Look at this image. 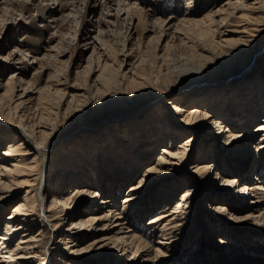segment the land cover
I'll use <instances>...</instances> for the list:
<instances>
[{
  "label": "rangeland",
  "instance_id": "obj_1",
  "mask_svg": "<svg viewBox=\"0 0 264 264\" xmlns=\"http://www.w3.org/2000/svg\"><path fill=\"white\" fill-rule=\"evenodd\" d=\"M70 1H73V4L62 5L67 0H0V14L4 13V16H0V99L2 100L0 105L3 104L6 111L10 110L9 114L11 120L15 121L14 125L28 123L30 125L28 131H32L36 124L34 122H37L40 114L43 113L48 115L45 121L56 127L47 141L48 146H53L51 151L37 154L36 170L40 173L37 174L35 183L16 186L18 189L12 193L11 187L14 184H9L5 178L0 180L5 181L2 186L7 190L9 188L8 193H12L4 204H0V237L5 229L7 215L13 211L16 204L27 198L25 208H34V213L28 218V221L33 222L32 230L29 231L31 233L22 234L27 232L22 230L29 226V222L26 224V220L22 224L17 222L24 227L20 229L22 231L20 234L13 235L9 245L13 247L21 236L28 238L36 232L37 238L41 237L39 241L45 248L44 264H187L188 260H193L194 264H264V216L262 219L255 217L264 212V187L259 189L263 194L260 197L263 201L256 203L253 199L258 197H253L251 193L245 194L240 190L241 185L227 187L222 182V176L232 174L237 178L240 177V184L258 183L264 186V167L261 166L263 177L260 179L258 171L260 158L257 147L260 134L254 136L255 126L259 118L264 115L262 113L264 99L261 100L259 96L262 92L254 94L252 101L249 98L250 93H246L240 103L230 106L227 104L230 97L226 96L229 91L228 85H223L247 74L245 78L248 77L249 81L255 77H264V44L261 45L263 41L259 44L258 53L244 72L217 78L206 76L208 73L206 67L205 72L199 68L195 74L198 76L203 73L199 80L188 81L185 82L188 84L181 85L179 83L183 80L176 81L174 85L169 86L172 88L170 94L177 96L186 94L184 98L186 102H184L187 107L205 104L202 107L205 109L213 105V102L210 103L211 99L204 102L197 100L198 91L209 92L213 85L221 84L224 87L219 95H215V97L220 96V99L217 100L214 109L222 115L224 121H227L228 117L235 118L237 113L259 110L261 106L257 119L249 123L244 121L246 125L239 127L243 130L242 128L248 126V132L252 133L249 141L244 140L243 136L239 148L235 150L222 147L224 140L220 139L219 145L222 148H218L213 142L215 140L209 139L212 138L211 134L215 132V127L196 128L181 124L178 119L181 115L173 117L169 105L165 103L168 97H158L154 101H151L154 95L143 99L133 98L127 103L129 106L122 108H120L121 104L125 105V102L120 100L119 96L117 100L111 101L106 97L107 99L101 104L100 102L95 103L96 105L92 104L95 110L92 114L90 110L80 109L88 95L91 97L96 92L103 77L115 72L114 68H117L120 61L124 59L122 68L128 74L131 73L129 68L135 58H130V53L132 51L135 54L139 47L142 48L143 57H150L147 61L153 73L158 69L157 62L152 61L155 51L163 52L158 50V47H163L166 43L171 44L168 50L164 49L170 65L179 68L199 65L202 57L197 56L200 51L198 49L200 46L197 45L201 44L202 37L208 36L207 38L212 40L213 34L207 32L206 28L204 33L203 27L207 26L203 23L187 22L183 24V28L185 27L183 30L178 19L186 15V9L189 7L194 9L195 13L198 11L197 17H199L208 11L210 1ZM225 1L217 0L213 5L217 8ZM39 7L45 11L44 15L39 11ZM163 18H173L172 23L161 24ZM156 44L157 48L154 47ZM106 60L109 66L105 71ZM12 78L16 80V88L15 91L11 89L10 92L9 80ZM80 85H83L82 89L77 88ZM57 88L62 90L58 93ZM77 92H85L83 98H73L72 94ZM21 99L26 100L25 105L16 109L14 106ZM15 100L17 101L14 102ZM69 100H72L71 104L76 109L69 112L70 120L64 121ZM167 111H169V119L164 115ZM20 114L23 116H19ZM4 119H0V150L7 147V143L12 140H18L25 142L24 146L35 152V140L23 135L20 127L8 124L3 121ZM168 126L174 129L175 133L179 132L175 135V142L173 141L175 144H182L188 140L186 139L188 136L195 137V140L193 144H189L190 148L183 161L177 165L170 163L165 174L149 179V186L139 198L137 208L134 207L135 205L128 206L130 203H125V196L129 185L139 179V175L148 165L157 164L163 147L169 144L165 142L167 139L165 129ZM72 127L78 128L70 130ZM30 155L27 161L32 163L36 153ZM135 158H138V162L141 159L140 164L136 163V166L140 165L136 172H134L136 166L131 167ZM208 161L215 166L208 173L196 174L194 165ZM55 166H61L65 171L54 174ZM217 172L223 175L216 177ZM246 174L247 176L244 177ZM86 181L91 182L87 186L89 191L81 193ZM121 184L122 187L119 186ZM186 188H191L193 192L186 199L189 206L179 212L180 225L174 227L177 231L166 236L170 237L171 241L166 243L167 249H164V251L168 250L166 251L168 254L161 258L150 259L148 256L141 258L139 253L131 248L124 250L118 247V241L105 238L115 236L118 227L112 228V225L108 224V227H103L102 222L96 224L88 221L82 233H71L79 228L74 221L79 219L87 221L89 214L95 212L103 214L105 211L107 213L109 207H114L124 216L125 229L130 224L129 227L134 228L139 237L152 246L150 256H154L155 247L159 245L157 244L159 234L151 236L150 232L153 228L150 230L148 223L152 216L159 214L161 210L172 211L177 205V199H180ZM58 191L72 196V205L67 209L59 203L56 209V216L59 217L47 220L45 217L49 214L47 208L55 192ZM93 191L99 192L94 201ZM44 194H46L45 198L42 197ZM103 197L110 201L103 203L101 201ZM218 204H225L228 208L220 209ZM95 206L99 208L95 209ZM238 207H243V211L240 212ZM245 211L253 212L254 217H244ZM164 222L160 223V226ZM95 224L97 226L92 228ZM73 235L76 238L74 241L76 245L65 248L70 243L69 239L72 242ZM5 246L7 245L2 244L3 251L8 250L9 246ZM71 248H78L81 251L71 252ZM3 253L6 254L1 255V253L0 259H10L4 261L5 264H17L16 256L11 258L6 256L7 252ZM146 258L149 260L145 261Z\"/></svg>",
  "mask_w": 264,
  "mask_h": 264
},
{
  "label": "bare ground",
  "instance_id": "obj_2",
  "mask_svg": "<svg viewBox=\"0 0 264 264\" xmlns=\"http://www.w3.org/2000/svg\"><path fill=\"white\" fill-rule=\"evenodd\" d=\"M208 1L211 2V5H210V8L208 9V11H206L204 14L197 17L198 11L195 13V10L191 9V7H189L188 9H186L187 10L186 15H184L180 20L178 19L179 23L182 24L183 30L185 28V27L183 28V24H186L187 22L203 23V24H206V26H207V27L202 26L203 31L205 30L204 28H206L208 30V31L206 30L207 32H211L213 34V38H211L212 40L207 38L208 36H205L202 38L200 37L201 38L200 40H202L201 44L197 45V46H200L198 48L200 50L198 52L199 55L196 53L197 56L200 57V55H201V57H202V61L199 65H196V67L195 66L189 67L187 65L189 68H185L184 66H182L184 68H181V67L179 68V66H176V67L172 66L167 61V58H166L167 53L164 52L165 50L169 49L171 44L166 43L165 46L158 47L159 48L158 50H163V52L160 51V53L157 52V50H156V48H157V44H156V46L154 45V47H156L155 48L156 51L154 54V60H152V61L157 62V66H156V63H154V64L156 67H158V69L157 70L155 69L157 72L153 73L152 70L150 69V64L147 61V59L150 60V57L149 58H147V56L143 57L142 55H144V54H142L143 53L142 48L139 47V50H137V52L135 54H133L132 51L130 53V55H131L130 58H133V57L135 58L134 61L131 62V68H129V72L131 71V73L128 74L122 68L124 59L122 61H120L117 68H114L115 72H112V73L110 72L108 75H105L103 77L104 79H103V81L100 82L99 86L96 89V92L95 93L91 92V93H93L91 97H89V95H88L87 99H85L83 101L84 104L82 105V107H80V104H79L80 109L82 111H85V110L89 111L90 110V112H91L90 114H92L95 112L92 104L96 105L99 102L101 104V102H103V100L107 99V98L109 99V101L117 100V96L120 97V100L125 102V105L121 104L120 108H122L124 106H129L127 103H130L131 102L130 99H133V98L143 99L145 97L148 98L149 96L154 95V97L151 100V101H154V99H156L158 97H160V98L168 97V100L165 99L166 100L165 103L167 105H169V108L172 111L173 117H178V115H181L180 118H178L179 122H181V124H185L186 126L190 125L191 127H196V128H203L206 126H210L213 128L215 127L216 130H215V132H213L211 134L212 138H209V139L215 140L213 142L215 143V145L217 144L216 147L218 146V148L224 147L227 149L231 148V149L236 150L237 148H239L238 145L241 144L240 141L242 140L243 136H244V140L248 139L247 141H249L250 134H252V133H250V131L248 132V129H247L248 126L242 128L243 130H240L239 127L246 125V123H244V121L249 123V122H253L255 119H257L258 118L257 115L259 114V110H260L261 106H259V110L254 109L253 112H251V113L250 112L249 113L248 112H242L240 114L237 113L235 118L228 117V120L224 121V118H221L222 115L218 114L214 109V106L217 104V100L220 99V96L215 97V95L216 94L219 95L221 90H223V87L225 85H228L229 91H228V93H226V96L230 97V99L227 102V104H229L230 106L233 105L234 103L235 104L240 103L243 100L242 96L246 93L247 94L250 93L249 98L251 100V98L253 97L254 94H256L257 92L258 93L262 92L259 95V96H261L260 99L262 100V99H264V77H262V78H260V77L256 78L255 77V79H252L251 81H249L248 77H247V79L245 78V76L248 75L245 72V74H247V75H245L244 77L242 76V77H239L236 79H232L227 84H223L224 86H222L221 84L219 86L213 85L209 92H207V90L206 91H204V90L198 91L197 100L204 102V101H207L208 99H211L210 103L213 102L212 103L213 105H210L209 107H207L205 109L202 108V107H204L205 104H201V105L196 104L194 106L192 105L191 107H187V105L185 104L186 101L184 100L186 94L184 95V93L180 94V96H177L176 94H170L171 90H172V88H170V87L172 85H174L176 83V81L178 82V81L183 80L182 82L179 83L181 85V84H188V83H185L188 81L199 80L203 75V73L200 75L198 74V76L195 75V74H197L196 70H198L199 68H202L205 72V70H206L205 67H206L207 72H208V73H206L207 74L206 76H210V77L213 76V77H217V78L229 77V76H232L233 74H238L242 71L244 72L246 67L251 64L253 57L256 56V54L258 53L259 44L262 41L263 42L261 45L264 44V40H263V36H264V0H226L223 3V5H221L217 8H216V5L215 6L213 5V3H215V1H217V0H208ZM195 2H196V0H195ZM64 4H70L71 5V4H73V1L67 0V2L63 3L62 5H64ZM38 9L44 15L45 11L43 9H41V7H39ZM0 16H4V13L0 14ZM33 19L36 20V18H33ZM158 20H160V19L158 18ZM172 20H173V18H170V19H167V18L164 19L163 18L161 20L162 21L161 24L168 25ZM197 26H198V24H197ZM197 26H196V28H197ZM200 28H201V26H200ZM185 30H187V29H185ZM159 31L162 32L161 30H159ZM204 33H206V32L204 31ZM177 36H179V35H177ZM159 37H160V35L158 36V40L160 39ZM176 39H178V38H176ZM198 42H197V44H198ZM183 43H185L184 38H183ZM194 49H196V48L194 47ZM146 52H147V50H146ZM164 53H166V54H164ZM151 58H152V56H151ZM129 61H131V60H129ZM151 65H153V64H151ZM108 66H109V64H108V61L106 60L104 63V69L107 68ZM152 68H154V67L152 66ZM107 70H108V68H107ZM105 71H106V69H105ZM105 71H103V72H105ZM186 76H188V77L186 78ZM190 76L191 77L197 76V77L191 78ZM206 76H204V77H206ZM202 81H205V80H202ZM202 81H200V82H202ZM15 82H16V80L14 78H12V80H9V84L11 85V88L9 87L10 90H8V91L11 92V89L14 90L16 88ZM77 88L82 89L83 85L82 86L80 85ZM261 89H262V91H261ZM57 90L59 93V91L62 90V88H57ZM84 93L85 92L73 93L72 97L73 98L78 97L79 99H81V98H83ZM5 95H7V94H5ZM8 95H9V93H8ZM22 96L23 95H21V97ZM188 96H189V94H188ZM101 99H102V101H100ZM175 99H179V100L176 101ZM4 101H5V99H4ZM16 101L17 100H15L14 102H16ZM24 101H26V100L21 99L20 101L16 102L14 107L16 109H19L18 107H24V105H25ZM71 101L69 100L68 107L66 108V111H65V113H66L65 117L63 115L64 121H66L67 119L70 118V117H68L69 112L76 109V108H73ZM245 101H247V100H245ZM1 102H2V100H1ZM9 102H11V101H9ZM79 102H80V100H79ZM81 103H82V101H81ZM251 105L254 106V104H252V102H251ZM147 106H149V104ZM263 111H264V109H263ZM168 112L169 111H167L164 114L166 116L165 117L166 119H169V117H168L169 113ZM9 113H10V110L6 111L3 104H1L0 105V119H4L3 117H6L7 119L5 118L3 120L4 122H6L8 124H12L15 127H20L22 134L27 135L33 141L35 140L34 143L36 144L34 146L35 152H31L29 147L24 146L25 142L23 143V141L12 140V141H16V142L11 141V142L7 143L8 144L7 147H3V149L0 150V180L2 178H5V180H8L9 184H11V185L14 184L13 187H11V191L13 193L14 190L18 189V187H16V186L28 185V183L33 184L37 180V178H38L37 174L40 173L36 170L37 169L36 168V166H37L36 157H38L37 154L42 153L43 151L45 153H48L51 151L53 146H48L47 141H49L50 135L53 133L54 130H56L55 129L56 127L51 125V123L49 124V121H45L46 117L48 115L46 116L42 112L43 114H40L41 116H40L39 120L37 122H34L36 124H34L35 126L33 127L32 131H28V128H29L28 126H30L28 123H23V124L15 123V125H14L15 121L13 122V120H11V116ZM262 113H264V112H262ZM19 116H23V114L22 115L20 114ZM23 118H25V117H23ZM234 120H236V121L234 122ZM71 124H72V120H71ZM166 124H169V123H166ZM80 126H82V125H80ZM76 128H78V127H76ZM76 128L72 127V129H70V130H76ZM84 129H81V130L84 131ZM165 133L167 136L166 137L167 139L165 140V142L169 143V144L165 145L163 147L162 154H160L157 164L148 165L145 168V171L141 175H139V179L136 182H133L129 185L128 190H127L128 192L126 193V196H125V203L129 202L130 204L129 205L126 204V205H128V206L135 205L134 207L137 208L138 207L137 203H139V198L144 194L145 188H147L149 186V184H148L149 179L152 180L156 175L162 176L163 174H165V172H166L165 170H166L167 166L170 165V163H171V165H177L178 163L183 161L187 155L189 148H190L189 144L190 143L193 144V142L195 140V137L188 136V138H186L188 140L184 141L182 144H175L174 143L175 142L174 140L176 139L175 135L178 134L179 132L175 133L174 129H172L168 126L165 129ZM254 133H255L254 136H257L258 134H260V140H259L258 147H257V154H259L258 156L260 158V164H259V169H258L259 174H260L259 175V179H260L263 177V175H262L263 168L261 166L264 167V115H262V117L259 118V122L255 126ZM224 135H225V137H223ZM220 139L224 140V144L222 145V147L219 145L221 142ZM31 153H33V154L36 153V155L34 157L35 159L32 160V163H29L27 161V159ZM134 157H135V155H134ZM137 160H138V158L134 159V161L131 165L132 168H134V166L137 165L136 164L138 162ZM140 163H141V159L138 162V164H140ZM138 166H140V165H138ZM138 166H136L134 168V172L137 171ZM213 166H215V164L211 163L210 161H208L207 163L198 162L196 165H194V167H195L194 170H195L196 174L200 173L202 175L203 172L208 173ZM70 170H68V171H70ZM53 171H54V174H60V172H64L65 170L61 166L60 167L55 166L53 168ZM226 173H229V172H226ZM218 175H219V177H221L223 174L220 175V173L217 172L216 177ZM246 176H247V174L244 177H246ZM222 180L221 181L223 183H225V186H227V187L228 186L229 187H235L236 185H238V186L241 185L240 190L243 191L245 194L251 193L254 195L253 197H258L256 199H253L254 201H256V203L263 201L260 198L263 194H262V192L259 191L260 188L264 187L263 185H260L258 183L254 184V183H245V182L240 184L239 183L240 177L237 178L236 176H234L232 174H227L226 176H222ZM4 182L5 181H0V204H4L8 200V197L12 194V193H8L9 188L7 190L6 187L2 186V184ZM90 183L91 182L86 181V183L82 186L81 193L82 192L88 193L89 188L87 186ZM8 186L9 185H7V187ZM119 186L122 187V184ZM191 188H186L182 192V196L180 197V199H177V203H176L177 205L175 206V208L172 211H167L168 209L164 210V211L161 210L159 214L157 213V215L152 216V218L150 219V221L148 223V224H150L149 228H150V230H151V228H153L152 231L150 232L151 236H156L157 233L159 234V236H158L159 240L157 242V244L159 243V245H157L155 247V254H153L154 256H152V255L150 256V254H151L150 251L153 250L152 246L150 244H148L146 241H144L141 237H139L137 231H135L134 228L129 227V226H131L130 224L127 227V229H125L126 222L123 218L124 216L120 215V213L117 212V210L114 207H109L107 213H105L106 212L105 211L103 214L102 213L98 214L96 212L89 214L87 221H83L82 219H79L78 221H74L76 226L78 224L79 228L77 230L71 232V233H74V232L75 233H82V231H84L83 230L85 227L84 225L88 221L94 222L96 224H99L100 222H102L103 227H108L107 224L112 225V228L118 227V230H117L115 236L105 237V238L115 239L116 241H118L117 242L118 247L120 246L124 250L131 248L134 252L139 253V256L141 258H143L145 256H148L150 259L151 258L152 259L153 258H157V259L161 258V256L163 257L164 255L168 254L166 252L168 250L164 251V249H167L166 243H170V241H171L169 239L170 237H166V236L169 233H174L177 231V229L174 227L180 225L178 223V221L180 220L181 213L179 214V212H182V210L184 208L187 209L189 206V204L187 203L188 200H186V199L189 197V195H191L193 193L190 190ZM89 194L91 195L90 192H89ZM92 194H93L92 197H93V201H94L96 199V197L98 196L97 194H99V192L93 191ZM115 195H116V193H115ZM42 197L45 198L46 194H44ZM101 201L103 203H108V201H110V200L108 198L103 197L101 199ZM27 202H28L27 198H25V200L21 203L18 202L19 204H16L13 207V211L7 215V220L5 221V229L3 230L4 232H2L1 237H0V240H1L0 241V245H1L0 254L2 253L1 255H3V254H6L3 252H7V255H6L7 257L9 256L11 258H14L16 256L17 262H15V263H17V264L18 263L19 264H34V263L35 264H44L45 257L43 255L46 252H45L44 245H42L43 243H41L39 241L41 239V237L37 238L36 232L32 233L31 236L28 238H24L23 236H21L20 239L17 241L16 245L13 247H11L9 245L12 242V238L14 237L13 235L20 234L22 231H27V232L22 233L23 235H28L31 233V232L29 233V231L32 230L31 229V227H32L31 223H33V222H31L30 220L28 221V218L30 217V215H32V213H34V210H33L34 208L33 209L25 208L27 205ZM59 203L61 205L63 204L64 207H67V209H68L72 205V196L64 195L63 192L61 193L59 191L55 192L53 199L49 204V208H47V211H49V214L45 215L47 220H51L52 218L55 219V218L59 217V216H56V212H57L56 209L58 208ZM218 205H219L218 207L220 209L228 208L227 205H225V204H218ZM97 207L98 206H95V209L99 208V207L98 208ZM238 208H239L240 212L243 211L242 210L243 207L242 208L238 207ZM261 213L257 214L255 217L262 219L263 218L262 216H264V212H261ZM233 214L234 213H231V215H233ZM20 216H22V217L20 218ZM243 216L244 217H250V216L254 217V214H253V212L247 211L245 213V215L243 214ZM25 220H26L25 224L27 222H29V226L21 231L20 229H22L24 226L18 225V223L22 224ZM124 222H125V226H124ZM162 222H164V224H162L160 226V223H162ZM173 222H177V223L173 224ZM96 224H95V226L92 225L93 226L92 228H95L97 226ZM171 224H173V225H171ZM88 228H90V227H88ZM179 233H183V232H179ZM72 237H73L72 242L68 238L70 243L67 244L65 246V248L76 245V242H74L76 240V238L74 235ZM182 237H183V239H186V237H184V236H182ZM165 238H167L168 240H164ZM116 241H115V243H116ZM2 244L9 246L8 250L3 251L4 247L2 248ZM23 244H26V245H23ZM7 246H5V247H7ZM247 246H249V244ZM83 248L84 247H82L81 250H83ZM81 250L78 248L77 249H72V248L70 249L71 252H75V253H78ZM8 253H10V254L8 255ZM1 255H0V257H1ZM24 258H28L29 260H22ZM149 258H146L145 261L146 260L148 261ZM9 260L0 259V264H5L4 261H9ZM194 263L195 262H193V260H188V262H187V264H194Z\"/></svg>",
  "mask_w": 264,
  "mask_h": 264
}]
</instances>
